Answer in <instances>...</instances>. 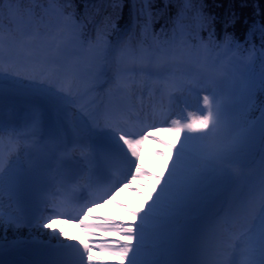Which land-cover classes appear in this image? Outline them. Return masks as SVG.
Returning a JSON list of instances; mask_svg holds the SVG:
<instances>
[{
    "label": "snow or ice",
    "instance_id": "snow-or-ice-1",
    "mask_svg": "<svg viewBox=\"0 0 264 264\" xmlns=\"http://www.w3.org/2000/svg\"><path fill=\"white\" fill-rule=\"evenodd\" d=\"M84 2L85 14L78 16L74 0H0V112L6 92L25 93L34 101L30 121L34 129L47 122L54 139L69 134L78 137L89 160L118 171L116 161L122 159L129 168L123 180H108L103 188L87 167L69 176L60 185L63 191L54 192L45 201L52 212L43 219L42 227L49 228L53 220L64 217L62 207L85 200L88 202L80 208V215L67 219L77 220L86 230L96 227L85 223L93 208L101 202H115L121 188L137 177L153 176L142 171V146L148 140H158L156 133L170 132L175 135V143L158 141L168 147L167 154L158 153L166 157L164 172L153 176L154 183L140 208L129 209L137 220L107 222L103 228L107 233L122 235L124 240L117 238L98 246L61 244L76 254L77 259L70 264H92L94 248L124 258L128 264H138L137 256L148 234L157 236L160 242L143 264H264V109L258 128L242 124L231 142L213 140L220 126L221 108L212 83L222 62L221 53L232 50L234 37L227 27L234 21L225 24L223 40L217 41L216 18L204 15L200 0L193 43L187 38L192 33H187L179 21L196 0H180L184 8L173 20L176 26L171 29V37L166 27L156 33L153 25L166 14L168 5L178 0H163V9L155 7L157 0H101L111 12L100 20L89 15L87 0ZM126 3L130 5L131 27L121 31L116 21ZM92 7L100 12L96 5ZM5 15L7 26L3 23ZM138 25L140 39L134 43ZM204 29L207 39L199 34ZM261 48L264 51V29ZM177 73L190 85L187 93H194L202 104L200 115H188L184 122L171 118L175 97L169 92L165 101L156 93L158 84L167 88ZM104 88L108 90L106 103L94 109L80 103L84 96ZM257 90L264 92V64L258 76L241 77L242 96L251 100ZM201 92L206 94L201 97ZM113 96L119 98L117 103L112 102ZM75 108L80 109L78 122L69 128L66 120ZM158 115L171 120L170 126L152 123ZM3 131L0 118V134ZM190 141L201 142L195 158ZM257 142L261 149L260 177L234 192L237 176L233 169L247 166ZM112 143L118 153L111 151ZM5 163L0 151V192ZM15 163L8 166L10 180ZM101 191L103 195L94 198ZM65 239L73 241L71 236Z\"/></svg>",
    "mask_w": 264,
    "mask_h": 264
},
{
    "label": "trees",
    "instance_id": "trees-1",
    "mask_svg": "<svg viewBox=\"0 0 264 264\" xmlns=\"http://www.w3.org/2000/svg\"><path fill=\"white\" fill-rule=\"evenodd\" d=\"M88 13L90 16H94L97 20L103 18L111 12V8L107 3H101V0H87ZM96 5L100 8V12L97 13L96 8L92 7ZM202 11L205 16L215 17L214 26L217 34H224L225 24L228 21H234L227 27V32L234 37V41L243 46H261V29H264V0H202ZM75 11L78 16L85 14V2L84 0H74ZM156 8L163 9V0H157ZM184 8V4L178 0L177 3H171L168 5L167 12L156 20L153 25V30L159 33L161 27H166L167 33L174 27L173 20L177 16L179 9ZM201 8L200 0L191 6L190 10L185 9V16L179 21L180 24L185 26V31L189 30L193 35L197 32V19L189 11L196 12V9ZM117 28L121 31L131 27L130 5L125 4L122 12V16L116 21ZM207 35V29L201 30L199 34ZM138 38L140 37L139 25L136 28ZM114 35L108 38L114 39ZM134 42V40H133ZM264 109V92L257 90L253 97V103L247 104L244 100L242 108L238 113V119L244 126L256 127L259 126L261 121V113ZM214 141L229 143L230 141L224 138L223 133H217L213 137ZM4 233L10 234L11 230L6 228Z\"/></svg>",
    "mask_w": 264,
    "mask_h": 264
},
{
    "label": "rangeland",
    "instance_id": "rangeland-1",
    "mask_svg": "<svg viewBox=\"0 0 264 264\" xmlns=\"http://www.w3.org/2000/svg\"><path fill=\"white\" fill-rule=\"evenodd\" d=\"M212 87H214L215 90H216V93H217V96H218V99H219V103H220V108H221V122H220V126H219L217 132L221 131V130H224V129H229L230 128V129H232V135L229 134L228 137H230V139L233 140L234 137H236V135L238 133L237 130L235 129V127L232 124L233 116L236 114V111L232 112L230 114L227 111L226 107H225V102L227 100L230 101V100H232L234 98H237V96L230 89L229 86L219 87L217 85H212ZM204 94H206V93L201 92V97ZM186 97H187V103H188L187 114H184L186 111L182 110V102L183 101L179 100L175 104L173 112L171 114V118L172 119H180L181 122H184L185 117L188 116V115H200V112H199L198 109L202 108V104L198 103L196 95L195 94L194 95L186 94ZM170 123H171V120L164 119L163 122L161 123L160 127H168V126H170ZM195 135H201V134H195ZM156 136H157L158 140H153L152 147L161 148V152L167 154L168 153V147H166L165 144L160 143L158 141H165V142H167L169 144L175 143L176 142L175 135L173 133H170V132H159V133H156ZM200 143H201L200 141H192V144L189 145V148L191 150V154L194 157H195L196 153L199 150ZM151 153H152V156H153V157L151 156V158H153V159H151L148 164L155 165L154 166L156 168V172L155 173H157V175L159 176L162 172H164V167L163 166H164V164L166 162V157L158 155L159 152H156L154 148L151 151ZM145 154L146 153H143V157H144ZM146 156H147L146 158H148L149 154H146ZM148 164H147V161L145 163H143L142 171H147V172L152 174L153 171L148 167ZM7 172H8V170L5 171V174ZM4 180L6 182L7 179H4ZM132 183H133V185H135L137 187H141V190H138L141 193L138 194V191H137V194L139 196H138V199L135 202L136 205H137L136 209H139L141 204L144 203L145 198L149 195L150 189H151L154 181L151 180V176H139ZM5 187H6V185L3 184V189ZM0 211H2V213H3V218L6 217V216L8 217L6 212L10 211V207H9V204H8L7 200L3 196L2 192H1V196H0ZM4 227L10 228V229L12 228V226H10L9 224H8V226H4ZM33 231L37 232V231H35V229ZM1 234H3V233L0 232V236H2ZM150 236L152 238H149ZM147 239H150V242L153 243L154 245H157L160 242L159 238L157 236H155V235H152V234H148L146 236V240ZM146 240H145V243L147 242ZM142 252H145V253L147 252L149 254L147 255L145 260L138 261L139 262L138 264H143L144 261H146V260L151 258V252L152 251L147 249V247L145 245H144V248L141 249L139 253H142Z\"/></svg>",
    "mask_w": 264,
    "mask_h": 264
},
{
    "label": "bare ground",
    "instance_id": "bare-ground-1",
    "mask_svg": "<svg viewBox=\"0 0 264 264\" xmlns=\"http://www.w3.org/2000/svg\"><path fill=\"white\" fill-rule=\"evenodd\" d=\"M160 95L157 94V98H159ZM183 138H181L182 140ZM153 144V140H150L148 143H145V147L142 149V158L140 160V164H143L147 161V164L150 162L152 153L151 151L153 150L154 147H152ZM192 144V141L189 142V145ZM143 153L149 154V157L146 158V154L143 157ZM153 157V156H152ZM144 161V162H143ZM155 165H150L148 164V167L153 170V172H155L156 168L154 167ZM11 182V180H10ZM10 184V183H9ZM133 186V184L128 185V187H122L119 194L116 196V200L113 203H103L100 207H99V213L100 214H104V215H108L110 217H112L114 220H125V221H135V216L132 215V213L129 211V209H136L137 205H136V200L138 199V194L137 191L141 190L140 187H134V190L131 189V187ZM135 186V185H134ZM13 218V215L10 214V219ZM5 221V220H4ZM91 221H95L93 218H88L85 223L91 225ZM5 222H2V224ZM56 224L54 225H50L49 228H45L46 231L45 233H50V231H53L54 227ZM43 229V227H41V230ZM57 229L59 230V232L62 233H67L69 232V228L68 226L63 229V228H59L57 227ZM99 231V229L96 227H91L88 230H86L85 228L82 229V231L79 233V235H76L78 238H85V237H90L92 239H94L95 236H97V232ZM100 236H117V235H113L110 233H103ZM123 238V237H122ZM124 239V238H123ZM93 257H94V261L95 264L98 262L99 259H101L98 256V253L93 250ZM112 260H116L115 257L112 258ZM102 262H107V259H101Z\"/></svg>",
    "mask_w": 264,
    "mask_h": 264
}]
</instances>
